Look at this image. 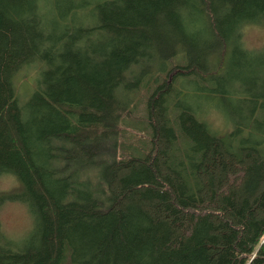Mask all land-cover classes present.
<instances>
[{"label":"trees","instance_id":"trees-1","mask_svg":"<svg viewBox=\"0 0 264 264\" xmlns=\"http://www.w3.org/2000/svg\"><path fill=\"white\" fill-rule=\"evenodd\" d=\"M249 23L264 0H0V175L20 183L0 208L31 217L20 237L0 229V264H264ZM34 64L21 99L14 76ZM186 81L217 97L224 130Z\"/></svg>","mask_w":264,"mask_h":264},{"label":"rangeland","instance_id":"rangeland-1","mask_svg":"<svg viewBox=\"0 0 264 264\" xmlns=\"http://www.w3.org/2000/svg\"><path fill=\"white\" fill-rule=\"evenodd\" d=\"M244 43L249 48H258L264 46V24L249 23L245 25L244 32ZM38 65H40L38 63ZM38 65H29L19 70L14 76L15 86L17 85L18 93L21 99H26L30 94L32 88L35 86V78L38 72ZM149 88L143 87L139 93ZM183 93H190L186 97V100L192 102L196 106L198 112L204 113L205 117L209 118L210 122L218 129H225L227 123L218 112L217 106L214 105L213 109L209 106V102L212 99H216V96H207L205 92L194 89L186 84L182 86ZM194 89V90H193ZM213 94H215L213 92ZM145 99V98H144ZM24 102V101H23ZM141 114H144V104H140ZM139 114V113H138ZM130 140H140L139 143L144 145V142L140 137L136 135H128L126 137ZM20 183L18 179L12 174L0 175V191H11L18 188ZM31 223L30 214L26 206L20 202L8 201L0 208V229L5 233L14 237H20L29 228Z\"/></svg>","mask_w":264,"mask_h":264}]
</instances>
